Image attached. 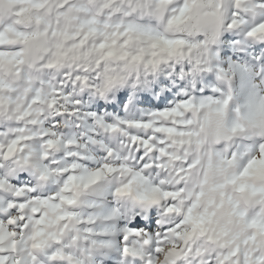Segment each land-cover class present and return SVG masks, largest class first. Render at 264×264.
I'll use <instances>...</instances> for the list:
<instances>
[{"label": "clouds", "instance_id": "obj_1", "mask_svg": "<svg viewBox=\"0 0 264 264\" xmlns=\"http://www.w3.org/2000/svg\"><path fill=\"white\" fill-rule=\"evenodd\" d=\"M0 264H264V0H0Z\"/></svg>", "mask_w": 264, "mask_h": 264}, {"label": "rangeland", "instance_id": "obj_2", "mask_svg": "<svg viewBox=\"0 0 264 264\" xmlns=\"http://www.w3.org/2000/svg\"><path fill=\"white\" fill-rule=\"evenodd\" d=\"M138 224L131 225L130 227H138Z\"/></svg>", "mask_w": 264, "mask_h": 264}]
</instances>
